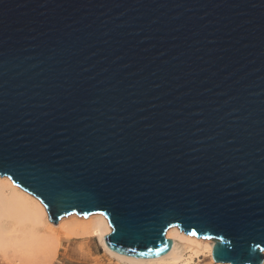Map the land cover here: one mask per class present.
I'll return each instance as SVG.
<instances>
[{
    "label": "water",
    "instance_id": "1",
    "mask_svg": "<svg viewBox=\"0 0 264 264\" xmlns=\"http://www.w3.org/2000/svg\"><path fill=\"white\" fill-rule=\"evenodd\" d=\"M0 177L119 255L263 264L264 0H0Z\"/></svg>",
    "mask_w": 264,
    "mask_h": 264
},
{
    "label": "bare ground",
    "instance_id": "2",
    "mask_svg": "<svg viewBox=\"0 0 264 264\" xmlns=\"http://www.w3.org/2000/svg\"><path fill=\"white\" fill-rule=\"evenodd\" d=\"M72 217L61 231L56 229L57 225L50 222L45 206L37 198L14 185L9 178L0 177V256L10 257L19 264H51L58 257L63 240L89 241L96 236L111 257L128 264H179L183 259L178 251L180 241L192 256L206 252L212 256L215 243L205 238L184 236L175 227L167 233L174 238L173 248L167 255L155 259L131 258L107 247L104 239L110 234L111 227L103 215L84 218L73 214ZM212 261L219 264L213 257Z\"/></svg>",
    "mask_w": 264,
    "mask_h": 264
},
{
    "label": "rangeland",
    "instance_id": "3",
    "mask_svg": "<svg viewBox=\"0 0 264 264\" xmlns=\"http://www.w3.org/2000/svg\"><path fill=\"white\" fill-rule=\"evenodd\" d=\"M6 178V177H4ZM73 215V214H72ZM72 215L62 219L56 229L62 230L66 222L73 220ZM177 228V227H176ZM112 231V229H111ZM181 232V231H180ZM111 233V232H110ZM168 233V232H167ZM182 235L189 237L181 232ZM167 239H171L174 243V238L166 234ZM202 239V238H201ZM214 241V240H212ZM178 251L183 255V259L179 264H213L212 256L209 253L192 256L189 250L185 249L183 242L178 243ZM0 264H19L11 261L10 257L5 259L0 256ZM51 264H128L120 263L116 258L111 257L101 244L99 238L92 237L89 241L84 240H63L60 252L56 260Z\"/></svg>",
    "mask_w": 264,
    "mask_h": 264
},
{
    "label": "snow or ice",
    "instance_id": "4",
    "mask_svg": "<svg viewBox=\"0 0 264 264\" xmlns=\"http://www.w3.org/2000/svg\"><path fill=\"white\" fill-rule=\"evenodd\" d=\"M193 235H195V233H193ZM261 251H264V249H261Z\"/></svg>",
    "mask_w": 264,
    "mask_h": 264
}]
</instances>
